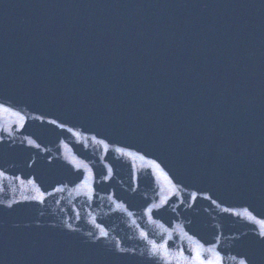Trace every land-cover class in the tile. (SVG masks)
<instances>
[{"label":"water","instance_id":"1","mask_svg":"<svg viewBox=\"0 0 264 264\" xmlns=\"http://www.w3.org/2000/svg\"><path fill=\"white\" fill-rule=\"evenodd\" d=\"M264 264V0H0V264Z\"/></svg>","mask_w":264,"mask_h":264},{"label":"snow or ice","instance_id":"2","mask_svg":"<svg viewBox=\"0 0 264 264\" xmlns=\"http://www.w3.org/2000/svg\"><path fill=\"white\" fill-rule=\"evenodd\" d=\"M241 264H246V262L245 261H242Z\"/></svg>","mask_w":264,"mask_h":264}]
</instances>
